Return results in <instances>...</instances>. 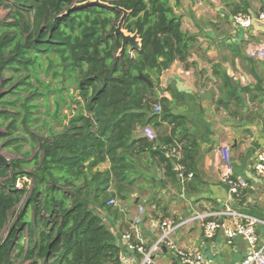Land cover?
I'll list each match as a JSON object with an SVG mask.
<instances>
[{
    "label": "trees",
    "instance_id": "1",
    "mask_svg": "<svg viewBox=\"0 0 264 264\" xmlns=\"http://www.w3.org/2000/svg\"><path fill=\"white\" fill-rule=\"evenodd\" d=\"M88 1L0 0L8 10V21L0 20V124L9 120L0 138L27 133L41 106L55 123L36 127L46 137L32 170L19 158L0 165V234L7 232L0 264H118L120 248L98 210L113 217L107 201L127 200L138 180V189L146 180L164 187L148 169L156 162L168 179H177L176 164L184 175L194 172L198 143L187 118L172 113L181 97L158 93L162 72L186 60L193 41L175 11L180 0H100L106 5L70 10ZM114 6L128 12L122 28L137 35L139 48L121 50L115 28L122 12ZM146 126L153 139L136 135ZM22 139L3 146L20 147ZM175 144L179 158L167 151ZM24 177L31 182L25 201L26 183L16 186Z\"/></svg>",
    "mask_w": 264,
    "mask_h": 264
},
{
    "label": "crops",
    "instance_id": "2",
    "mask_svg": "<svg viewBox=\"0 0 264 264\" xmlns=\"http://www.w3.org/2000/svg\"><path fill=\"white\" fill-rule=\"evenodd\" d=\"M175 11L193 41L186 60H175L162 72L158 93L171 99L178 92L181 98L173 103L172 113L187 118L188 133L197 141L198 149L190 178L182 181L177 174V179H168L160 163L151 164L148 168L151 176L165 186L159 189L158 184H148L146 180L142 184L143 193L135 196L136 205L126 209L125 204L124 216L111 223L104 219L116 238L120 256H131V264H141V255L128 252L119 236L142 203L146 207L141 226L146 245L158 234L154 230L156 221L169 218L179 222L221 208L225 203L227 186L219 181L216 166V149L220 145H229L227 154L233 176L246 179L248 184L234 206L264 219V184L251 175L254 156L264 145V62L245 53L249 40L262 39L264 27L255 24L252 30L243 31L232 21V16L239 12L264 11V0H204L202 4L180 0ZM170 128L164 123V133H169ZM137 134H142L141 128ZM255 228L262 239L264 227L257 224ZM174 239L182 247L209 250L210 257L203 253L207 264H232L249 249L241 237H236L231 245L220 232L206 237L198 221L177 229ZM154 264H177V261L162 250L155 255Z\"/></svg>",
    "mask_w": 264,
    "mask_h": 264
},
{
    "label": "built area",
    "instance_id": "3",
    "mask_svg": "<svg viewBox=\"0 0 264 264\" xmlns=\"http://www.w3.org/2000/svg\"><path fill=\"white\" fill-rule=\"evenodd\" d=\"M196 1L198 4H202L204 0ZM232 21L243 31L252 30L255 24L264 27V11L256 14L239 12L232 16ZM245 53L249 58L264 62V36L260 41L249 40L245 46ZM154 110L160 111V106L155 105ZM142 134L148 139L155 137L154 130L150 126L144 127ZM228 149V144L220 145L216 149V166L219 181L227 186V199L221 208L208 210L179 222H174L169 218H162L154 224V230H158L157 236L152 239L150 244L146 245L141 228L145 209L141 205L138 206L137 212L128 228L120 234L119 239L123 242L128 252L141 255V264H154V257L162 251V247L175 258L177 264H207L205 255L200 250L179 246L174 239L175 231L192 221L200 223L203 234L206 237H212L220 232L230 245L233 244L236 237H241L245 240L249 249L245 255L232 264H264V237L259 239L255 228L257 224L264 227V219L240 211L234 206V203L239 201L240 194L248 187V184L246 179L233 176L232 165L227 154ZM167 151L171 156L181 157V150L178 144L171 146ZM176 165L178 177L182 181L192 176L191 173L184 175L182 172L183 166L180 164ZM251 175L255 181L264 184V145L254 156ZM24 182L31 184L30 180L24 177L16 181V186L20 188ZM115 203V198L107 201L108 205H114ZM118 264H131V256H119Z\"/></svg>",
    "mask_w": 264,
    "mask_h": 264
},
{
    "label": "rangeland",
    "instance_id": "4",
    "mask_svg": "<svg viewBox=\"0 0 264 264\" xmlns=\"http://www.w3.org/2000/svg\"><path fill=\"white\" fill-rule=\"evenodd\" d=\"M7 13H8V10L6 8H2L0 6V20L8 21ZM40 75L44 79V81L50 80V76L49 75H46L43 72H41ZM52 96L53 95H50L49 96V100H48L49 101V112L50 113H52L53 109H54L53 102H52ZM0 109H1V107H0ZM45 110H46L45 107L41 106L40 112L37 114V115H39L40 120L38 122H36V124L34 126L35 128L34 127L28 128L27 133L21 131V129H20V130H18L17 132H15L13 134H6V136L0 138V153L2 155H4V157L8 161L11 160V159H15V158L24 159L27 162V165L24 166V169L27 170V171H30V170H32L35 167L34 155L38 152L39 143L41 142L42 139H44L46 137V134L44 133L45 129H43V130L42 129H37L36 127L41 125V123H42V121L44 119L47 120V121L49 120L51 124H55L54 121L52 120V118L46 114ZM8 122H9V120H4L0 124V133L9 132L7 130V127H6ZM55 129H57V127H55ZM152 129L154 130V133H155L156 132L155 129L154 128H152ZM10 132H12V130H10ZM155 135H156V133H155ZM16 136L20 137V138L21 137H24V138L26 137L27 139H25V140L22 139L21 140L20 147L16 146L17 143H12L8 147L3 146L4 143L8 139L10 140V139H12V138H14ZM141 182H142L141 180H138L136 182V184L133 186V188L131 190V193H130V196L128 197L127 200L121 201L118 198L114 197L115 200H116V203L111 206V210L114 211L113 212V214H114L113 217L109 218L107 213L104 210H98V212L101 213L100 214L101 217L103 219H105V220L108 219V221L110 223H111V221L113 219H116V218H119V217L122 218L124 216L123 212L125 211V206L124 205L126 204V209L131 208V206L134 205V204L136 205L135 199L137 197H135V196L141 195L143 193V191H144V190H142V189H144L143 187L141 189L140 188L138 189V187L141 185ZM158 186H159L158 187L159 189H160V187H162L161 184H159ZM26 189H27V191L25 192V195H24V201H25V198H26L27 194L29 193V191L31 189V184L26 183ZM151 192H153V190ZM24 201H22V203L15 208V212H16L15 214H17L23 208ZM141 206H143L146 209L145 203L144 204L142 203ZM28 215H29V217L32 215L31 209H28ZM107 226H110V225L107 224ZM6 233L7 232L4 231L2 234H0V239L5 237ZM201 252L205 253V254L207 253L206 255L208 257L211 256V252L209 250H205L204 252L203 251H201Z\"/></svg>",
    "mask_w": 264,
    "mask_h": 264
},
{
    "label": "water",
    "instance_id": "5",
    "mask_svg": "<svg viewBox=\"0 0 264 264\" xmlns=\"http://www.w3.org/2000/svg\"><path fill=\"white\" fill-rule=\"evenodd\" d=\"M84 5L87 6V5H106V4L101 2L100 0H94V1H88L86 3H82V4H79V5H75L70 10H73V9H75L77 7H81V6H84ZM113 8H115L117 10H120L122 12V16L120 17V19H119V21L117 23V26L115 28V33L119 34L121 36V40H122L121 50H123L127 46L129 48V51H132L135 48H139L140 42H139V39H138L137 35L135 33L134 34L127 33L122 28L123 27V23H124L127 15H128V12L126 10L120 8V7H117V6H114ZM139 78L144 79V77H142L141 75L139 76ZM6 164H8V160L4 157V155H2L0 153V165H6ZM137 202H138V198L135 199V203H137ZM162 250L166 251V249L164 247H162ZM238 258L240 259L241 257L239 256Z\"/></svg>",
    "mask_w": 264,
    "mask_h": 264
}]
</instances>
